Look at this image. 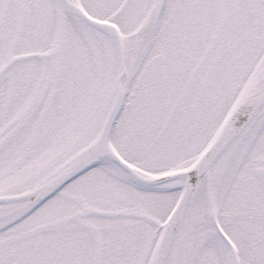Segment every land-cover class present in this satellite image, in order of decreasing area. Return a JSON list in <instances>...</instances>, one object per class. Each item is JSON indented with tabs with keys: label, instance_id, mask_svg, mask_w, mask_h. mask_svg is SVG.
Here are the masks:
<instances>
[{
	"label": "snow or ice",
	"instance_id": "snow-or-ice-1",
	"mask_svg": "<svg viewBox=\"0 0 264 264\" xmlns=\"http://www.w3.org/2000/svg\"><path fill=\"white\" fill-rule=\"evenodd\" d=\"M0 264H264V0H0Z\"/></svg>",
	"mask_w": 264,
	"mask_h": 264
}]
</instances>
